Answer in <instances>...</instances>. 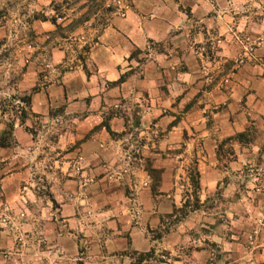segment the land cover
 I'll return each mask as SVG.
<instances>
[{"label": "crops", "instance_id": "0c3cea01", "mask_svg": "<svg viewBox=\"0 0 264 264\" xmlns=\"http://www.w3.org/2000/svg\"><path fill=\"white\" fill-rule=\"evenodd\" d=\"M98 24L84 61L29 94L30 113L59 124L56 143L34 152L35 167L46 168L37 173L46 174L47 198L31 191L38 185L16 155L32 138L17 125L15 148L0 147V206L11 208L0 222V264H134L135 253L151 250L142 264H245L248 257L264 264V224L246 249L229 206L218 228L212 213L197 224L196 210L165 230L185 173L197 174L201 204H216L218 188L247 187L255 216L262 214L264 0H135L125 18L104 11ZM32 25L53 30L49 21ZM246 45H256L251 56ZM136 50L146 52L139 66L129 59ZM50 55L53 65L65 59L60 47ZM36 75L30 66L19 90L28 79L34 87ZM56 108L61 114L51 117ZM240 133L225 155L226 140ZM251 133L254 144L245 142Z\"/></svg>", "mask_w": 264, "mask_h": 264}, {"label": "rangeland", "instance_id": "374dc122", "mask_svg": "<svg viewBox=\"0 0 264 264\" xmlns=\"http://www.w3.org/2000/svg\"><path fill=\"white\" fill-rule=\"evenodd\" d=\"M0 1V27H2L0 28V123L5 125L3 131L0 133V138L10 129V125L12 124V135L7 139V142L10 143L9 148H15L13 132L17 125H19L23 133L35 142L26 144L21 149H16V155L20 154L18 159H22L23 161L26 177L29 182L31 183L32 180L38 185L34 189L31 188V191L44 199L50 195L46 188V174L43 172L46 168H43V166L35 167L34 161H36L39 153L36 154L34 152L37 147L45 151L48 149V144L52 145L56 143L55 138L59 124L55 120V123L52 125L50 121L47 123L41 117L32 115L29 111V106H26L22 102V99L29 96L33 88L38 89L41 86H45L56 80L57 76L63 71L75 69L76 66L81 64L78 59L82 60L88 56V44H92L99 34L100 26H98V19L104 12L107 4L111 6L113 14L115 13V15L121 18H125L127 11L130 10L135 0H118L121 3L120 5L116 3L117 0H106V5H102L99 0L53 1L49 5H43L37 0ZM85 18L89 20L84 23ZM34 19L38 21L46 19L50 23V20L53 19L57 27L51 23L53 25L52 31L37 32V29H34L32 25ZM54 47H60L65 53V59L61 65H53L50 48ZM32 65L37 74L36 84L34 87H30L31 81L28 79L23 85V91H21L19 90L20 81L25 78L24 75L27 69ZM206 81L207 84L214 83V79L210 78V76ZM61 112L62 108H56L52 109L49 115L55 118ZM20 118H23V125H20ZM252 134L246 138V143L251 142L254 144L256 136ZM189 138L190 135L187 132L184 133V145L180 150L187 148L185 143ZM35 139L36 141H34ZM230 141L226 140L227 146L222 149L225 155L231 154L230 150L234 148L233 141L235 140ZM51 152L53 153V151ZM226 158L232 159V157L229 158L227 156ZM13 160L15 159L12 158V162ZM49 161L48 158H45L43 165L46 166ZM188 163L191 164L192 162L189 161ZM41 169L43 170L42 173H37V170L40 172ZM151 174L153 177L155 176L153 173ZM38 175L41 177H38ZM192 175V173H185L181 176L183 177L180 180V185L183 186L179 189L181 203L176 208L178 211L174 214L175 218L170 217L166 221L165 229L170 228L174 223L182 218H186V216L196 210L199 214L197 224H205L202 217L206 213H212L215 219V227L218 228V225H221L225 221L223 211L229 206L231 208L232 220H236L234 224L239 223L238 227L231 224V228L243 231L245 238L241 244L246 249H253L259 237L258 230L264 224L262 222L264 221V208L263 211H261L262 209L260 210V213L262 212L261 216L260 214L255 216V206L250 205L252 197L249 194L251 188L239 187L230 190L226 187L218 188L211 197V199L214 198L217 201L216 204H214V201L212 204H208L207 200L201 204L199 197L203 195L200 193V189L195 191L191 183ZM185 179H189L190 185H186ZM36 184L35 186H37ZM152 186L154 187L153 182ZM0 191H2L1 188ZM224 195L226 197H223ZM226 200L229 203L228 205H226ZM0 210L2 212L7 211L8 219L11 213L9 205H1ZM202 213L205 214L202 215ZM244 222H247V224H244ZM6 223L7 221L2 224ZM161 255L162 253L159 254L158 260H162ZM214 255L216 258L219 256L216 248ZM250 258L253 257H248V261H245V264H257L254 259L250 260Z\"/></svg>", "mask_w": 264, "mask_h": 264}, {"label": "trees", "instance_id": "16d2710c", "mask_svg": "<svg viewBox=\"0 0 264 264\" xmlns=\"http://www.w3.org/2000/svg\"><path fill=\"white\" fill-rule=\"evenodd\" d=\"M92 1H96V0H92ZM100 3L102 5H106L105 2L106 0H99ZM105 12L107 13H110L112 11L111 9V6H107L105 9H104ZM37 19V18H36ZM85 21H87V19H84ZM43 21H46V19H44ZM51 23L53 25H56V22L55 20L51 19L50 20ZM84 21V22H85ZM146 54L145 51H142V50H136L134 53L131 54L130 58L129 59H135L138 63V66L140 64H142L145 60V57L143 56V58H139V56H142ZM83 69L85 70V67L83 66ZM132 73V71H128L126 73H124L123 75L120 76V78L116 81V82H113V83H110L109 85H118V84H121L123 83L127 77ZM37 89L36 88H33L32 92H35ZM22 102L25 103L26 106H29L30 104V95L23 98L22 99ZM23 115V114H22ZM20 125H23V118H20ZM12 128H13V125L11 124L10 125V129H8V131H6L4 133V135L0 138V147H9L10 143L7 142V139L11 137L12 135ZM108 133L113 136L114 134L109 130L108 127H106ZM246 135L244 133H240V134H236L235 136L229 138L228 140H241L245 137ZM191 183L192 185L194 186V189L195 191H197L199 189V186H198V183H197V174L194 173L192 176H191ZM178 211V209L174 208L173 209V214H175V212ZM167 231V229H165ZM136 257H135V262L134 264H142L144 261H147L148 258H150L152 255H153V250L147 252V253H139V254H136ZM163 255V254H162Z\"/></svg>", "mask_w": 264, "mask_h": 264}, {"label": "built area", "instance_id": "2783aa9c", "mask_svg": "<svg viewBox=\"0 0 264 264\" xmlns=\"http://www.w3.org/2000/svg\"><path fill=\"white\" fill-rule=\"evenodd\" d=\"M114 2H116V1H114ZM118 5H120L121 3H120V1H118L117 0V2H116ZM107 6H110L109 4H107ZM124 16V15H123ZM256 45H246L245 46V48H244V52L246 53V56H251L252 54H253V51H254V47H255ZM242 61H243V58H241V59H239L238 60V63H242ZM262 62L264 63V59L262 60ZM233 73V72H232ZM229 79H231V76H230V74H229V76L225 79V83L226 82H228L229 81ZM5 209H7L6 207H5ZM7 211L6 212H2L1 214H0V219H1V222L2 223H4V222H6L7 221ZM162 259L164 258V256L163 255H161L160 256Z\"/></svg>", "mask_w": 264, "mask_h": 264}]
</instances>
